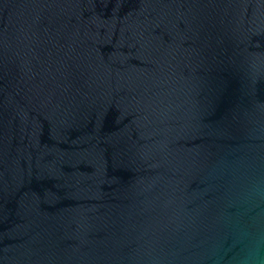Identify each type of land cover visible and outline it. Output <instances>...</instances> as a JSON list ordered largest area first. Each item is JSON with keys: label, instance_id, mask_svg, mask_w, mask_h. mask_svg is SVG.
I'll return each mask as SVG.
<instances>
[{"label": "water", "instance_id": "1", "mask_svg": "<svg viewBox=\"0 0 264 264\" xmlns=\"http://www.w3.org/2000/svg\"><path fill=\"white\" fill-rule=\"evenodd\" d=\"M0 264H264V0H0Z\"/></svg>", "mask_w": 264, "mask_h": 264}]
</instances>
